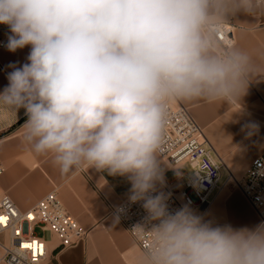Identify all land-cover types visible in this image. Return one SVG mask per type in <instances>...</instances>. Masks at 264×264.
<instances>
[{
  "label": "clouds",
  "instance_id": "clouds-1",
  "mask_svg": "<svg viewBox=\"0 0 264 264\" xmlns=\"http://www.w3.org/2000/svg\"><path fill=\"white\" fill-rule=\"evenodd\" d=\"M264 0H0L9 64L0 109L27 116L24 140L62 175L84 165L125 177L147 233L136 264H264V222L214 225L190 207L169 212L159 149L174 101L241 99L257 57L221 39ZM259 126L247 123V135ZM177 171L179 168H176ZM156 193V194H154ZM124 208L117 207L114 222Z\"/></svg>",
  "mask_w": 264,
  "mask_h": 264
},
{
  "label": "crops",
  "instance_id": "crops-1",
  "mask_svg": "<svg viewBox=\"0 0 264 264\" xmlns=\"http://www.w3.org/2000/svg\"><path fill=\"white\" fill-rule=\"evenodd\" d=\"M232 27L234 45L254 56L264 52V6L253 14H241L228 23ZM3 37V35H1ZM30 46L9 52L0 47V92L8 84L9 64L22 66L27 61ZM264 68V60L257 57ZM195 122L222 158L221 183L202 213L214 225L230 224L234 228H252L259 224L255 211L241 192L225 183L232 174L242 179L252 162L264 154V70L251 76L246 94L237 100L181 101ZM24 109L17 113L0 109V161L4 173L0 176V198L9 196L21 211H27L49 193L56 191L66 210L87 231L85 242L69 249H59L48 233V259L44 264H136L140 248L120 221L114 222L111 210L128 198L130 183L125 177L111 176L84 165L74 174L62 175L50 155H38L24 140L22 125ZM256 123L255 134L247 135L242 127ZM161 159L166 181L177 178L176 169ZM222 181V180H221ZM163 185H157L162 190ZM6 237L8 234L0 235ZM3 243V242H2Z\"/></svg>",
  "mask_w": 264,
  "mask_h": 264
},
{
  "label": "built area",
  "instance_id": "built-area-1",
  "mask_svg": "<svg viewBox=\"0 0 264 264\" xmlns=\"http://www.w3.org/2000/svg\"><path fill=\"white\" fill-rule=\"evenodd\" d=\"M8 34V27L0 24V47L6 44ZM221 39L228 45L234 44L230 25H226ZM159 156L175 169L179 168L178 171L176 169L177 178L164 182L163 189L157 190L167 197L169 212L187 205L194 212L202 213L221 185L225 164L204 130L179 100L172 102L168 109ZM3 173L0 161V176ZM225 183L237 188L257 214L259 222H264V154L252 162L242 179L229 174ZM142 203L133 204L127 198L111 210L114 215L117 207L124 208L119 221L140 250L148 244L147 233L141 234L134 229L136 225L146 223L147 213ZM0 218H3L0 220V235L8 234L7 243L0 242V264H44L48 259V243L35 233L38 228L49 233L57 241L59 249L75 247L88 237L87 231L63 206L56 191L27 211H21L9 196H2Z\"/></svg>",
  "mask_w": 264,
  "mask_h": 264
},
{
  "label": "rangeland",
  "instance_id": "rangeland-1",
  "mask_svg": "<svg viewBox=\"0 0 264 264\" xmlns=\"http://www.w3.org/2000/svg\"><path fill=\"white\" fill-rule=\"evenodd\" d=\"M187 171H190V168H187L186 169ZM225 180V177H223L222 178V181H221V183L223 182ZM35 233L38 235V236H41V237H49V235H48V233H44L43 231H41L39 228L38 229H36V231H35ZM1 240H2V242L3 243H7V240H6V237H1Z\"/></svg>",
  "mask_w": 264,
  "mask_h": 264
},
{
  "label": "snow or ice",
  "instance_id": "snow-or-ice-1",
  "mask_svg": "<svg viewBox=\"0 0 264 264\" xmlns=\"http://www.w3.org/2000/svg\"><path fill=\"white\" fill-rule=\"evenodd\" d=\"M3 218H0V220H2ZM25 247H28V245H25Z\"/></svg>",
  "mask_w": 264,
  "mask_h": 264
},
{
  "label": "bare ground",
  "instance_id": "bare-ground-1",
  "mask_svg": "<svg viewBox=\"0 0 264 264\" xmlns=\"http://www.w3.org/2000/svg\"><path fill=\"white\" fill-rule=\"evenodd\" d=\"M231 184V183H230ZM209 206V205H208Z\"/></svg>",
  "mask_w": 264,
  "mask_h": 264
}]
</instances>
